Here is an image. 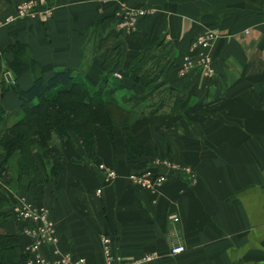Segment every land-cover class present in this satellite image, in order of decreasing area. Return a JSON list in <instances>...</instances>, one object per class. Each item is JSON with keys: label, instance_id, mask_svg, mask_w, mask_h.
<instances>
[{"label": "crops", "instance_id": "0c3cea01", "mask_svg": "<svg viewBox=\"0 0 264 264\" xmlns=\"http://www.w3.org/2000/svg\"><path fill=\"white\" fill-rule=\"evenodd\" d=\"M22 1L30 7L19 13ZM2 3L0 21L11 16L0 27V105L8 115L20 105L10 86L23 90L33 83L29 68L16 74L6 67L13 59L6 48L14 41L28 45L44 80L69 68L90 83L105 75L121 80L140 97L151 84L170 90L160 97L167 103L158 102L132 136L149 155L129 163L127 127L114 128L111 136L98 130L92 159L67 142L53 180L22 192L26 204L48 209L56 250L85 264H105L104 235L124 262L156 254L140 264H264V0ZM135 8L149 11L129 34L117 29L118 12ZM203 31L216 33L212 47H191ZM200 51L210 55L213 75L197 68L181 74V60ZM93 159L115 170L109 183ZM163 159L175 170H159L166 174L162 186H132L131 172ZM26 225L4 223L3 232L17 236V254L25 255L31 242L22 232ZM180 244L184 251L169 253ZM52 250L39 249L49 256Z\"/></svg>", "mask_w": 264, "mask_h": 264}, {"label": "rangeland", "instance_id": "374dc122", "mask_svg": "<svg viewBox=\"0 0 264 264\" xmlns=\"http://www.w3.org/2000/svg\"><path fill=\"white\" fill-rule=\"evenodd\" d=\"M21 3L18 5L17 12H20L21 10L24 11V7L23 9L21 8L23 4L29 5V2L27 1H22ZM10 20L11 16H7L6 19L0 21V27L6 25ZM105 54L104 55L106 56V58L110 56L109 52ZM147 69L151 70V66H149V68L147 67ZM138 70L139 66H135L134 71L138 72ZM90 85L91 89H89L90 91H88L90 93L96 88H103L102 92L107 93L106 99L110 100L107 106V111L110 116L109 119L111 120V123L113 124V126H115V128L127 127L128 135L131 133L130 130H132V127L139 125L140 121L143 122L145 119H147V115L154 113L152 111L154 110V107L158 105V102L161 103L163 101L167 103L166 101H168V99L160 100V97H163L161 95L170 91L169 89H167V86H164L165 84H156L159 85L157 86V88L153 87V85L151 84L149 85V88H147L146 95L140 97V94H137L134 91L133 93H131L130 91L125 90V87H123L124 85L122 84L121 80H118V82L114 83L111 79H108V81H106V84H102V82L96 81L95 83L91 82ZM60 102L61 105H58V103L60 104ZM39 103L42 104L43 101H40ZM74 104L79 103H77L74 98L65 96L62 99H59L51 104L53 107L56 105H70L73 108L71 112L72 117H70L71 123L67 125L69 132H66V134L64 131L60 132L58 128V130L55 128H61L62 126L58 123L59 121L56 120V117L52 113H47V104L44 106L45 109H43V111L42 108H39L40 105L37 104V108L35 107L32 110L30 109V112H32V114L28 113V109V117L25 121L24 115L26 114V111L19 108L20 105L19 107H17L16 111H13L9 115L1 114L0 136L4 133L5 130L11 128L15 121H24V123H22V125L17 128L20 130L23 129L21 126L27 124L28 121H32L33 123L36 122L38 125V127L34 126L30 133H26L25 140L23 142H20L21 144H18L20 146H15V152H13L10 158L7 159V162L4 163L6 172H4L2 176H0V199H2L1 197H3L6 201V203L2 205L4 206V210L6 212L3 211L2 213H4L7 218L25 225L26 222H21V220H18L17 216L19 214L17 212H14L12 209L15 205L18 206L20 202L24 204L27 203L25 197H23L22 195V192H24L28 186H34L36 184L40 185V183L53 180V178L55 177L54 175L58 172L56 160L58 155L62 153V146L69 142L73 145V148L80 147L82 141L86 142V138L88 139L90 134L89 132H91L94 123H92V120H89V118H91V116H89L90 114L86 113V111H84L81 106H74ZM165 106L167 107L168 105L165 104ZM38 110L42 111V113L36 114ZM38 114H41V117L38 118L39 121L36 119V117L39 116ZM48 114L49 117H47ZM45 118L48 119L46 120ZM43 119L48 121V126L44 124ZM49 122L52 123L51 127H49ZM98 130L104 132V130L96 128L93 133L95 134V132ZM38 132H41V135H43L44 137L39 141L36 140V138L34 139L33 136V134ZM93 137L95 138V136ZM1 153H6L5 151L3 152V147H0V157ZM89 157L90 159L93 158V156ZM1 162L2 161L0 160V166L3 165L1 164ZM90 162L96 164L94 166L101 174V170H99L97 166V164L100 162L95 163V159L90 160ZM163 169L164 168H162V170ZM150 170H152V167H150ZM102 177L104 180L103 174ZM133 185L134 184H132V186ZM133 187L139 188L140 186L134 185ZM28 257L29 254L26 252L24 258L20 263L24 262Z\"/></svg>", "mask_w": 264, "mask_h": 264}, {"label": "trees", "instance_id": "16d2710c", "mask_svg": "<svg viewBox=\"0 0 264 264\" xmlns=\"http://www.w3.org/2000/svg\"><path fill=\"white\" fill-rule=\"evenodd\" d=\"M3 7L2 0H0V10ZM116 21V19L114 18ZM114 21V22H115ZM30 49L27 44L20 43V42H13L7 45L6 52H10L13 55V59L11 62H8L7 68H10L13 70L16 74H19L22 72V70L29 68V71L32 74V85L31 87H28L27 89L20 90L16 88V86H10L11 90L15 92V95H17L19 101H20V107L21 109L26 111V114L24 115V121L27 120L28 114L27 110H32L33 108H37L38 105L39 108H42V111L44 106L47 104V113L53 114L56 117V120L59 121L58 123L62 126V130L60 127L58 128L61 131L69 132L67 125L71 123V112L72 107L70 105L65 106H52L51 104L59 99H62L65 97H71L76 100L79 104H74V106H81V108L86 111V113L90 114L91 118L89 120H92L93 127L91 132H89L88 139L86 138V142L82 141L80 147L83 148L87 155L93 156L94 147L95 144V134L93 131L96 128H100L104 130V133L106 135L111 136V130H114L115 126L111 123V120L109 119V113L107 111L108 103L110 102L109 99H106L107 93L102 92L103 88H96L93 91H90L91 89V83L86 81L82 76L79 74H74L73 70H70L69 68H65L63 70L55 71L50 78L47 80H44V71L43 68L39 66V63H37L36 60H34L31 56V53L29 52ZM105 76L100 77L99 81L102 82V84H106V81H108ZM53 93V94H52ZM43 101L42 104L39 102ZM38 104V105H37ZM52 107H51V106ZM58 105H61L58 103ZM0 105V117L1 114L7 115V113L4 111V109L1 108ZM42 111L38 110L37 113H42ZM49 114L47 117H49ZM93 114V115H92ZM39 115V114H38ZM41 117V114L36 117ZM31 118V117H29ZM33 119V118H31ZM46 120L48 118H45ZM43 119V122L46 126H48V121ZM145 119L143 122L140 121V124L137 126L132 127V130H130V134L127 135L126 143L124 144L125 151L127 154L126 159H128L129 163H135V161L139 157L147 156L149 155L150 149L144 145L137 144L136 141L133 139L134 131L142 127L144 124H146ZM23 120L21 121H15L14 124L11 126V128L4 131V133L0 136V147H3V152L1 153L0 160L2 161L0 166V176L6 172L5 170V162H7V159L10 158V156L13 154L14 149L16 148L20 142H23L25 140L26 133H30L32 131V128L38 127L36 122H30L28 121L27 124H24L21 126L23 129H17L24 123ZM36 121V120H35ZM39 121V120H38ZM80 124V123H79ZM81 125V124H80ZM52 126V123L49 122V127ZM82 126V125H81ZM57 129V130H58ZM34 139L40 140L43 139V135H41V132L33 134ZM83 136V135H81ZM92 138V139H91ZM85 139V138H84ZM83 140V139H82ZM21 144V143H20ZM20 146V145H18ZM79 147V148H80ZM90 161V160H89ZM97 163V162H95ZM58 172L60 170V165L57 163ZM97 169V168H96ZM141 169V168H140ZM153 171L159 172V168L153 167ZM139 170V169H136ZM136 170L134 172H136ZM150 170V168H149ZM57 172V173H58ZM0 199V264H19L22 259L24 258V255L17 254L15 252V244L17 243V236L15 235H8L3 232L4 230V223L6 220L8 221L9 218L2 213L4 210V206H2L4 203H6L5 199L1 197ZM6 212V211H5ZM8 215V214H7ZM6 217V218H5Z\"/></svg>", "mask_w": 264, "mask_h": 264}, {"label": "built area", "instance_id": "2783aa9c", "mask_svg": "<svg viewBox=\"0 0 264 264\" xmlns=\"http://www.w3.org/2000/svg\"><path fill=\"white\" fill-rule=\"evenodd\" d=\"M30 7V4H23L21 8L24 10ZM21 10L20 12H22ZM149 10L147 8L143 9H130L129 11L121 10L118 12L115 26L117 29L124 31L126 34H129L134 30L136 23L140 18L143 17ZM19 12V13H20ZM216 39L215 32L203 31L199 36H197L191 43V47L197 48L199 50L210 49L213 45V42ZM210 55L207 52L200 51L196 56H187L184 57L181 66V74L186 73L188 70L197 68L201 71V74L204 76H212L214 72L212 67V60H210ZM155 167L157 168H170L175 170L174 164L168 159H163L162 161L154 160ZM101 174L104 176V181L109 183L115 176V170L111 167H106L101 163L97 164ZM129 180L135 186H140L141 188L150 190L154 186L160 187L164 184L166 180L165 172H156L152 170L145 172H131ZM133 185V186H134ZM139 187V188H140ZM14 212H17L18 220L21 222H26L22 232L25 236L31 238V242L26 245V252L29 254V257L25 259L24 262L20 264H85L83 258L72 257L68 253L59 252L58 249H55V243L57 242L55 225L51 222L48 217V209L45 207L36 208L30 204H24L20 202L18 206L12 208ZM172 222H178V217L175 214H170L168 216ZM102 243V256H104L105 264H140L141 262H149L153 260L156 254L143 255L141 258L135 261H126L124 262L118 255L114 254L112 251V245L110 239L104 235L101 237ZM45 245H50L53 247L51 256L41 255L39 249ZM184 245L180 244L175 247L170 248V254L178 255L180 252L184 251Z\"/></svg>", "mask_w": 264, "mask_h": 264}, {"label": "water", "instance_id": "95a60500", "mask_svg": "<svg viewBox=\"0 0 264 264\" xmlns=\"http://www.w3.org/2000/svg\"><path fill=\"white\" fill-rule=\"evenodd\" d=\"M6 77H7V79H10L8 74L6 75Z\"/></svg>", "mask_w": 264, "mask_h": 264}]
</instances>
